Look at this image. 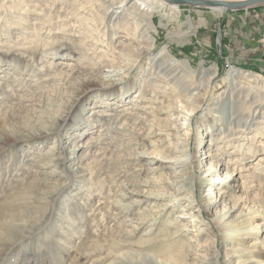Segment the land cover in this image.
Returning a JSON list of instances; mask_svg holds the SVG:
<instances>
[{
	"label": "rangeland",
	"instance_id": "374dc122",
	"mask_svg": "<svg viewBox=\"0 0 264 264\" xmlns=\"http://www.w3.org/2000/svg\"><path fill=\"white\" fill-rule=\"evenodd\" d=\"M169 8L166 5L161 12L158 11L151 17L154 28H150L149 33L154 49L150 58L156 57L155 55L161 50H165L175 62L190 64L193 71L203 68L210 73H215L210 84V90H213L210 93L212 98L226 88L224 80L232 68L259 75L264 79V67L261 65L254 67L250 64H238L234 54L226 50L230 48L232 41L223 36L228 26L229 29L232 27L237 29L241 25V20H244L249 27L246 17L252 18L254 22L259 21L257 25L261 30L251 34L249 45L254 46V50L258 48L260 59L264 58V23H260L264 5L223 12H219L218 9L180 6L177 7L180 11L179 15H170L169 13L172 12ZM0 39L3 41L4 37L1 36ZM49 41H52V38ZM25 43L29 44L28 41ZM0 45V57L11 55L13 47H4V43ZM61 45L64 48L61 53L68 54L70 48L64 46V43ZM238 56L236 54L237 58ZM54 60L56 63L65 62L64 60H69V57L60 56L55 57ZM43 61L45 60L41 56L29 57L28 63H23L28 71L23 73L22 79L17 77V83L10 81L12 84L9 82L7 86L3 85V81L0 84V149L5 146V149L0 151L2 154L0 155V264H133L135 258L134 260L121 257L117 259V254L127 253V251L133 255L157 254L160 249L139 252L142 249L140 245L131 249L123 248L118 252L122 247L114 249L110 246L115 240L107 238L105 242L101 239V236H104V230L112 228L120 216L128 215L135 224L139 218L147 219L148 209H151V206L158 208L157 204H162L153 195L157 188L148 187L149 183H145V180L150 177L146 178V171H144L146 167L144 160L147 157L137 154L138 151H128L123 148H120L117 153L118 144L115 143V139L105 133L99 137L97 128L88 130L83 125L84 120L97 115L103 108L107 110L103 116H110L121 113L125 107L117 108L118 104H116L106 109L104 105L100 107L98 100L92 98L83 108H75L74 118H70L71 121L68 114L81 88L79 81L83 78L69 73L58 74L54 69H49ZM145 61L143 57L139 61L140 65H144ZM5 62L2 63L0 60V67H2L0 78L6 76L3 73L4 70H13L11 62ZM136 76L137 69H133L127 82L134 80ZM76 77L78 79L73 80ZM10 78L9 76L5 79L8 81ZM170 92L166 90L165 97L169 96ZM206 105L207 102L193 117L190 128V152L192 153L194 148L198 150L199 147L198 159L205 165L209 162L208 155H217L216 148L219 147L220 169H224L227 163H235L236 173L242 174L243 179L237 183L228 180L220 184L221 175L215 177L214 179L218 180L211 186L216 196L217 207H211L203 214H199L198 220H193L188 218L192 216L180 215L181 213L192 215L195 212V210L191 212L183 204L180 210L173 209L171 219L179 217L177 219L179 222L182 221L181 226H186L183 233L186 240L202 243V248L192 251L191 259H198L203 263L208 261L210 264H234L236 256L232 253L231 239H222L224 233L215 225L214 216L222 208L219 199L222 198L226 203L230 199L234 201L239 198L240 205L233 210V214L226 222L231 223L235 220L243 206L247 205V208L252 207L260 212L261 218L257 219V222L263 223L264 226V179L259 180V175L253 172L256 162L260 158L264 160V119L259 118L260 120L255 121L258 128L256 130L259 132L255 133L253 130L255 127H253L249 134H236L237 139L235 136L225 139L227 132H224L222 138L220 134L218 135L220 139L210 149H208V142L203 148L206 140L201 143L199 137L205 127L204 123L208 122L210 126L215 127L214 130H220L221 127V129L224 128L226 119L220 115L222 110L207 116L208 112L204 111L207 109ZM3 109L6 113L4 116ZM228 111L234 113L233 117L236 121H239L243 114L238 110ZM61 117L66 118L63 128ZM78 117L83 121L79 123V119L76 120ZM199 118L205 122L198 124ZM146 127L147 122H141L135 128L140 133L144 131L146 134ZM58 128H62L60 132ZM141 128L145 130L140 131ZM57 133L60 138L63 137L65 152L60 149ZM215 135L217 136V132L214 133ZM114 136L117 138L116 131ZM24 141L28 143H23L24 145L18 149L19 143ZM137 141L140 142V148L144 146L139 137ZM163 143L167 149L166 142ZM234 147H238L239 151L235 152ZM243 153L246 155L243 156ZM66 154L68 161L62 164V156ZM47 156L54 161L49 164ZM54 163H59L60 166ZM163 163L168 164V161L160 162V164ZM167 166L154 174L158 177L161 187L168 181H175ZM89 168L91 173L87 171ZM204 170L205 168H202V171ZM70 174L77 179L71 186L68 184ZM205 177H207L206 173H197V180ZM66 185L69 187L67 188ZM89 187L92 193L87 191ZM123 187H129L128 190H133L135 193L140 191L145 193H138L134 198L125 199L124 204L130 206L125 211H121L115 204L121 200L119 197ZM208 188L209 186L205 185L196 192L201 204L205 203L203 197ZM148 189L153 194H147ZM60 190L65 191L60 192ZM135 198H138L137 201ZM165 218L166 215L158 221L157 224H161L159 227L167 225H162V221H166ZM68 219H73L74 222L69 223ZM238 223L230 224L229 228L236 227ZM78 225H83L84 230L89 231L88 238L85 235L79 238L74 233ZM159 227L154 230L150 240H162L163 232ZM123 229L126 232L131 230L128 225ZM140 230L144 232V229ZM122 232L123 230L118 231L121 239L127 238L135 245L143 239L136 232L132 235H123ZM95 237L97 240H92ZM263 238L262 230L259 241ZM99 243H103L102 248L96 247ZM240 248L244 246L240 245ZM162 249L161 253L173 251L165 245ZM255 249L258 256L264 260V253L260 248ZM145 264L149 262L145 261Z\"/></svg>",
	"mask_w": 264,
	"mask_h": 264
},
{
	"label": "bare ground",
	"instance_id": "6f19581e",
	"mask_svg": "<svg viewBox=\"0 0 264 264\" xmlns=\"http://www.w3.org/2000/svg\"><path fill=\"white\" fill-rule=\"evenodd\" d=\"M218 1L242 2L247 0ZM165 6L162 0H0V37H4L3 41L0 39V43H4V47L14 48L11 55L0 57L2 63L11 62L12 66H10L13 68L12 71L9 69L3 71L6 76L0 78V84L3 81V85L7 86L10 81L16 82L17 77L22 79L23 73L28 71L23 63H28L29 57L41 56L47 67L54 69L56 73H69L83 78L79 81L81 88L73 100V108L68 114L69 119L74 118L75 108H83L92 98L98 100L100 107L104 105L106 109L116 104H118L117 108L118 106L125 107L117 115L103 116L107 112L103 108L97 115L87 120H80L79 117L76 120L79 119V123L83 121V125L88 130L97 128L99 137L105 133L115 139V143L118 144L117 153L120 148H123L128 151H138L137 154L146 156L144 171H146V178L150 177L145 180V183H149L148 187L157 188L154 194L150 192V189L146 193H152L162 204H157L158 208L151 206V209H148L147 219L139 218L135 224L128 215L120 216L112 228L104 230V236L101 234V239L115 240L110 246L114 249L122 247L118 252L123 248L131 249L138 245L142 247L139 252L160 249L157 254L133 255L128 251L117 254V259L121 257L134 260L135 258L133 264H145V261L149 264H210L207 260L203 263L198 259H191L192 251L202 248V243H194L184 238L183 233L186 226H181L182 221L179 222L177 219L179 217L171 219L173 209L180 210L185 204L184 207L189 208L191 212L195 210V212L192 215L190 213L180 215L192 216L188 218L198 220L199 214H203L211 207H217L216 196L211 186L218 180H215V177L221 175L219 182L222 184L223 181L228 180L237 183L243 179V176L239 172L236 173L235 163H227L224 169H220L218 166L219 147L215 149L217 155H212L208 150L211 155H208L209 162L205 165L198 159L200 157L199 147L198 150L194 148V151L190 152L191 123L195 114L206 102L207 109L204 111L208 112L207 116L222 110L220 115L223 119L226 118L223 129L221 127L220 130H214V126H210L208 122L199 118L198 124L205 122L199 141L202 143L206 140L203 148L208 142V149L220 139L219 134L221 138L223 137L224 132H227L225 139L236 134H249L253 127H255L253 129L255 133L259 132L256 130L258 128L255 121L259 118L264 119V79L259 75L232 68L224 80L226 88L212 98L210 93L213 90H210V84L215 73H210L203 68L193 71L190 64L175 62L165 50H161L155 55L156 57L150 58L154 49L149 33V29L154 28L151 17L154 13L161 12ZM169 9L172 12L169 13L170 15L180 14L176 6ZM218 11L223 12V9H218ZM50 38L52 41H49ZM25 41L29 44L27 45ZM62 43L70 48L68 54L61 53L64 51ZM26 46H28L27 49ZM60 56L69 57V60L54 62L57 59L54 60V58ZM143 57L146 61L144 65H140L139 61ZM133 69H137V76L134 80L127 82ZM9 76L11 78L7 81L5 78ZM75 79L78 78H73ZM166 90L171 91L167 97L164 94ZM163 98L165 101L162 100ZM228 110L242 111L241 119L236 121L233 117L234 113ZM61 119L63 128L66 118L61 117ZM141 122H147L146 134L143 131L144 128L140 129L143 131L141 133L135 128ZM62 128H58L59 132ZM114 131H116L117 138L113 137ZM216 132L217 136H214ZM56 136L60 149L65 152L63 137L60 138L58 133ZM138 137L144 148H140ZM163 142H166L167 149ZM23 143L28 142L19 143L18 149L24 145ZM4 149L5 146L1 147L0 151ZM233 150L238 152L239 148L234 147ZM67 156V154L62 156V164L68 161ZM47 159L49 164L54 161L49 159V156ZM162 161H168V164H160ZM73 162L76 165V162ZM54 164L60 166L59 163ZM166 165L175 181H168L161 187L158 177L154 174L164 170ZM202 168L205 170L202 171ZM253 170L259 175V180L264 179V160L260 158L253 166ZM87 171L92 172L90 168ZM198 172L206 173L207 177L197 180ZM76 180L75 176L70 174L68 184L71 186ZM205 185L209 188L203 197L205 203L201 204L196 192ZM90 187L87 191L92 193ZM128 189L129 187H123L119 197L121 200L115 202L121 211L128 210L130 207L124 204L125 199L134 198L138 193L145 194L142 191L135 193ZM135 199L137 201L138 198ZM238 199L234 201L230 199L226 203L222 198L219 199L222 208L214 216L215 225L224 233L222 239H231L232 253L236 256L234 264H264V260L258 256L255 249L259 247L264 253V238L259 241L264 226L263 223L257 222V219L261 218L260 212L244 205L235 220L231 223L226 222L233 214V210L240 205ZM165 215L166 221H162V225H167L159 227L161 224L157 223ZM68 222L73 223L74 221L68 219ZM237 222L239 223L236 227L229 228L230 224ZM126 225L131 230L126 232L123 229ZM143 226L146 227L143 228ZM158 227L163 232L162 240H150V236ZM84 228L83 225H78L74 233L79 238L82 235L88 238L89 231H85ZM140 229H144V232ZM119 230H123V235H132L136 232L145 240L141 239L136 245L127 238L122 240L121 234L118 233ZM92 240H97V237ZM102 244L99 243L96 247L102 248ZM164 245L173 251L161 253ZM240 245L244 248H240Z\"/></svg>",
	"mask_w": 264,
	"mask_h": 264
},
{
	"label": "crops",
	"instance_id": "0c3cea01",
	"mask_svg": "<svg viewBox=\"0 0 264 264\" xmlns=\"http://www.w3.org/2000/svg\"><path fill=\"white\" fill-rule=\"evenodd\" d=\"M245 20L249 22V27L246 26V22L244 20H241V25L238 26L237 29H235L234 27L229 29L228 26V30L224 32L225 34L223 36L226 39H229V41H232L230 48L226 50L231 54H234V58L239 62L238 64H250L254 67H257V65L259 64L261 65V67H264V58L261 57L260 59V56L258 55L259 49L257 48L254 50V46L249 45L251 34L261 30L257 25L259 21L254 22L252 18L249 19L248 17H246ZM260 23H264V12L262 18L260 19ZM236 54L239 55L238 58L236 57Z\"/></svg>",
	"mask_w": 264,
	"mask_h": 264
},
{
	"label": "water",
	"instance_id": "95a60500",
	"mask_svg": "<svg viewBox=\"0 0 264 264\" xmlns=\"http://www.w3.org/2000/svg\"><path fill=\"white\" fill-rule=\"evenodd\" d=\"M169 7L192 6L205 9H223L236 11L264 5V0H247L242 2H224L218 0H162Z\"/></svg>",
	"mask_w": 264,
	"mask_h": 264
}]
</instances>
